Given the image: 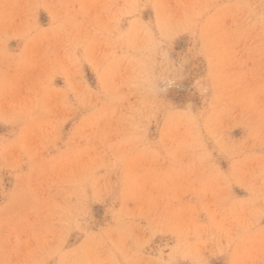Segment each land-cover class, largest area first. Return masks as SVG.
<instances>
[{
	"label": "rangeland",
	"instance_id": "obj_1",
	"mask_svg": "<svg viewBox=\"0 0 264 264\" xmlns=\"http://www.w3.org/2000/svg\"><path fill=\"white\" fill-rule=\"evenodd\" d=\"M0 264H264V0H0Z\"/></svg>",
	"mask_w": 264,
	"mask_h": 264
}]
</instances>
